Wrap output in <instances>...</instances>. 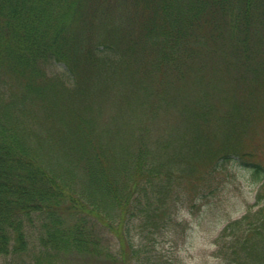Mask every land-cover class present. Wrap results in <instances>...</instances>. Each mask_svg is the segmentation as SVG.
<instances>
[{
  "label": "trees",
  "instance_id": "16d2710c",
  "mask_svg": "<svg viewBox=\"0 0 264 264\" xmlns=\"http://www.w3.org/2000/svg\"><path fill=\"white\" fill-rule=\"evenodd\" d=\"M254 24L264 25V0H0V257L26 250L25 223L38 218L46 249L111 257L105 229L118 263L137 259L131 227L151 235L167 226V197L179 199L183 186L164 163L162 140L149 145L140 133L131 149L110 146L67 99L88 111L90 93L146 82L156 90L185 77L204 41L226 31L237 44ZM243 158L219 155L208 184L234 161L260 191L264 166ZM255 199L215 239L226 264H264L263 191Z\"/></svg>",
  "mask_w": 264,
  "mask_h": 264
},
{
  "label": "rangeland",
  "instance_id": "374dc122",
  "mask_svg": "<svg viewBox=\"0 0 264 264\" xmlns=\"http://www.w3.org/2000/svg\"><path fill=\"white\" fill-rule=\"evenodd\" d=\"M235 34L224 31L219 40L204 41L185 77L161 80L156 90L146 82L138 91L127 85L90 93L88 111L86 102L67 99L110 146L131 149L140 133L149 145L162 140L164 163L183 186L179 199L167 197L172 218L167 226L151 235L131 227L130 240L142 253L129 262L124 257L123 264H226L214 253L216 237L254 206L256 193L264 196V186L258 191L261 182L234 161L217 166L210 184L205 176L223 153L244 154L243 159L264 166V25L250 26L237 44ZM37 219L25 223L26 250L0 257V264H122L116 238L105 229L99 233L101 245L111 257L66 255L41 245Z\"/></svg>",
  "mask_w": 264,
  "mask_h": 264
}]
</instances>
